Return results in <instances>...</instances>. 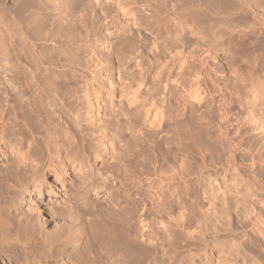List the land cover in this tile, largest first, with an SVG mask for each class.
I'll return each instance as SVG.
<instances>
[{
    "label": "bare ground",
    "instance_id": "1",
    "mask_svg": "<svg viewBox=\"0 0 264 264\" xmlns=\"http://www.w3.org/2000/svg\"><path fill=\"white\" fill-rule=\"evenodd\" d=\"M69 2H57V19L48 13L12 17L0 32V155L13 152L0 168V249L22 250L14 251L22 264H142L159 248L164 254L165 246L177 264H264V0L182 5L183 20L172 31L177 59L163 52L164 45L152 43L148 55L142 47L164 18L160 8L91 0L90 78L82 73L74 86L43 75L49 67L37 53L39 40L48 33L55 39ZM115 8L131 25L113 27ZM249 50L256 53L251 68ZM136 52L158 64L150 85ZM220 62L233 72L218 73ZM171 86L185 118L180 140L199 162L193 182L160 170L159 159L167 162L171 152L157 151L159 141L169 139ZM123 113L135 117L141 145L134 161L114 147ZM70 165L81 179L78 200L53 209L39 200L55 193L44 176H64ZM142 177L158 179L160 193L137 195ZM88 190H106V202L89 209ZM167 192L185 212L175 219L174 235L160 239L155 224L167 229L161 218L171 204L162 202ZM88 211L102 218L110 239H69L71 226ZM253 230L259 244L242 245L238 239ZM28 241L31 251L25 250Z\"/></svg>",
    "mask_w": 264,
    "mask_h": 264
},
{
    "label": "rangeland",
    "instance_id": "2",
    "mask_svg": "<svg viewBox=\"0 0 264 264\" xmlns=\"http://www.w3.org/2000/svg\"><path fill=\"white\" fill-rule=\"evenodd\" d=\"M58 1L55 0L53 1L54 3H49L48 0H0V32L7 29L8 25L6 22L7 20L10 21L12 17H16L20 20H27L31 13H34L36 17L48 13L51 14L52 18L57 19L58 16L56 15L59 11L56 10V4ZM90 1L91 0H70L68 6L69 10L63 12V14L59 16V21L57 22V25H59V30L56 31L57 35L55 36V39L52 40L50 38L51 35H49L48 33V35L46 36V41L39 40V44L37 43V53H39V55L44 58V60H46L47 67H49L46 72L43 73V75H46L48 78H59L63 82L68 81V83L72 84V86H74L75 82L81 80L83 74H85L84 77H86V79L90 78V72L85 62L87 54L91 50L93 40L95 39L92 30V14ZM193 1L194 0H132L131 4L143 5L150 10L160 8L161 13L164 15L162 21L159 24L155 25V34L146 35L142 43V47L143 49H145L147 55L151 52L150 48L152 43H155L157 44V46L164 45L163 52L166 54H170L177 59L180 49L179 46L176 43L174 44L172 40V31L177 30L183 20L182 11L180 9L181 6L184 5L182 6L183 8L187 7L188 3L191 4L193 3ZM113 13V27L121 28L126 25H131L130 17H126V15L123 16L120 10L115 8V11ZM188 17H191V15H188ZM44 32L47 33V29L44 30ZM123 50H125L124 47ZM251 51L252 50H249L247 52V55L249 56H247V61H249V59L256 54L253 53L254 51ZM219 55L222 56L221 53H219ZM134 56H142V58H140L139 60L138 67L141 72L145 74L146 82L149 85L152 84L155 79L154 75L157 72L158 64H152V62L150 64L149 62H147L148 58H145L148 56L144 54L140 55L139 52H136ZM217 61L218 60H216V62ZM251 62L252 61H249L247 63L249 64L250 68L252 67ZM218 67V73L224 71L231 74L233 72L232 69L228 70V68H224L221 62ZM227 70L230 72H228ZM135 79H138V77L136 76ZM226 80L228 81V79H224V81ZM169 89V92L172 93L170 100L172 115L170 116V119L166 121V128L169 133V139L167 142L159 141L158 150H156L159 152H164L169 149L171 152L169 154L167 162H162L159 159V162L162 164L160 170L163 174H165V176L179 174L180 176H184L185 179L188 178L191 180V182H193L195 174L198 170L199 162L193 158L192 146L188 148L187 151H185L183 143L180 140L182 124L184 123L185 118L184 116L180 115L181 104H177L178 102H176L177 97L175 94V87L171 86ZM155 90L158 93L163 92L161 85H157L155 87ZM118 125L120 127V130L118 131L119 138L117 139L118 143L114 145L117 150L116 154H118L119 157H125L129 161H134L141 145L140 142H137L136 140L135 117L133 115L130 116V114L123 113L118 117ZM157 137L158 135H155V138ZM1 147L4 148V145H1ZM111 148L112 147H109V149ZM160 149H162V151H160ZM5 151V156L0 155V168L3 167L6 159H13V152L10 149H7ZM261 156L263 158L264 154H262ZM244 164L247 166L248 161H245ZM244 168L246 167L244 166ZM259 171L261 173L259 179L264 183V168L261 167ZM66 172L67 173L64 176H60L59 178L54 177V175L51 173H47L44 176V182L48 186H51L55 193L52 195L43 194L41 195V197H39V200H41L45 204L50 205L51 208L56 210L64 209L69 205H75L81 190V179L76 170H73V166L70 165L69 168H67ZM160 187L161 185L159 186L158 179H156L155 177H150L149 179H147V177H142L141 184L140 186H138L137 191L139 192V194L137 195L151 194L152 192L160 193ZM30 189L32 188L30 187ZM87 194L88 195L86 197L89 201L88 207L89 209H94L98 208L99 205L106 202L107 198L105 196H107L108 192L104 190L98 193L96 191L88 190ZM167 195L168 192L162 195V202H164V204H167L168 202L166 201L170 200L169 202H171V204L163 208V210L161 211L162 222L166 225L167 229L163 230V228L160 226L161 223L159 221L155 224L157 238L160 239H166L167 232L171 237L174 235L173 231L175 229V219L179 216V214L181 215L185 212V208L183 207L184 203L182 205L178 204L172 198H168ZM19 202L21 203V210L25 209V202L23 201V199ZM181 207H183L184 210ZM262 210H264L263 207ZM88 212L89 213L82 215L81 218L78 219V222L76 223L77 226H71L72 228L69 239H79V241L82 240L81 242L85 241V239H110L106 234V227L104 222L102 221V218L97 217L95 214L92 215V212L90 211ZM253 231H250V234H248L250 235L248 236V239H246V237H242L241 240H239V238L238 241H241L240 243H242V245L244 244V246L250 245L253 239L255 242L257 240L256 238L258 233H255L256 231ZM247 232L249 233V231ZM118 235L123 237L120 232H118ZM20 237L22 238L24 237V235L22 234V236ZM257 243L259 244L258 241L255 242L256 245ZM31 249V242L28 241L25 250L31 251ZM159 249L156 250L158 253L155 254L154 257L146 255L145 261L142 264H177L175 261L176 259L173 258L174 254L172 255V253L174 252L171 247L165 246L163 248L164 254H162L161 249ZM10 250H14V248ZM19 250L20 249H17L16 251L15 249L14 251L18 252ZM14 251L9 252L8 249H0V264H20L22 262V259L20 258V256L16 257V252L14 253ZM20 251L17 253L18 255L19 253L21 255ZM122 258L123 256L121 255L120 257L117 256L115 259L120 261V259ZM134 263L137 264V261Z\"/></svg>",
    "mask_w": 264,
    "mask_h": 264
}]
</instances>
